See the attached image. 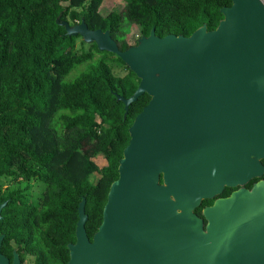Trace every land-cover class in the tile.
Returning a JSON list of instances; mask_svg holds the SVG:
<instances>
[{
  "label": "water",
  "instance_id": "water-1",
  "mask_svg": "<svg viewBox=\"0 0 264 264\" xmlns=\"http://www.w3.org/2000/svg\"><path fill=\"white\" fill-rule=\"evenodd\" d=\"M219 12L213 29L159 37L151 27L123 50L108 30L56 16L66 36L113 53L138 79L129 96L114 94L122 118L148 96L127 127L90 239L84 196L77 202L62 264H264V180L242 185L264 172V2L230 0ZM238 181L201 208L204 223L192 212ZM0 264H19L15 249L10 260L0 251Z\"/></svg>",
  "mask_w": 264,
  "mask_h": 264
},
{
  "label": "trees",
  "instance_id": "trees-1",
  "mask_svg": "<svg viewBox=\"0 0 264 264\" xmlns=\"http://www.w3.org/2000/svg\"><path fill=\"white\" fill-rule=\"evenodd\" d=\"M103 0H0V251L15 249L21 263L62 264L74 240L76 205L84 196V229H96L109 182L128 140L127 127L147 102L145 93L123 107L138 79L113 53L94 43L75 49L55 22L108 30L119 50L137 37L188 36L204 24L213 29L230 0H121L99 12ZM126 29V30H125ZM100 55H99V54ZM113 56L114 67L107 57ZM82 66L70 79L66 76ZM122 70L121 74L117 71ZM100 153L104 163L93 158ZM95 173V179L89 176ZM35 179V196L20 181Z\"/></svg>",
  "mask_w": 264,
  "mask_h": 264
},
{
  "label": "rangeland",
  "instance_id": "rangeland-1",
  "mask_svg": "<svg viewBox=\"0 0 264 264\" xmlns=\"http://www.w3.org/2000/svg\"><path fill=\"white\" fill-rule=\"evenodd\" d=\"M122 4H123V2L121 0H103L101 5H100V7H99V12L101 14H105L106 12H108L110 10H118L122 6ZM74 42H75V49L77 51H79L80 49H83V50L87 49L88 43L82 42L79 37H76ZM107 59L113 62L115 68L120 66L119 64H117V62L115 61L113 56H109V57H107ZM81 68H82V66L78 67L76 70L73 69L66 76L65 79L72 78V76L76 73V71L81 69ZM122 72H123L122 70H118L117 71L118 74H121ZM93 160L97 164V166H101L104 163L103 157H102V155L100 153H98L93 158ZM95 176H96L95 173L91 174L89 176V180L93 181L95 179ZM10 185L11 184H7V182L5 180H3V179L0 180V188L1 189L4 188L5 186H10ZM18 186H24L26 188V189H24V192H26L28 197H30V196H35L37 194V191H38V189L40 187V183L36 182L35 179H30L27 183H25L24 181H20L18 183ZM25 264H31L30 260H26Z\"/></svg>",
  "mask_w": 264,
  "mask_h": 264
},
{
  "label": "flooded vegetation",
  "instance_id": "flooded-vegetation-1",
  "mask_svg": "<svg viewBox=\"0 0 264 264\" xmlns=\"http://www.w3.org/2000/svg\"><path fill=\"white\" fill-rule=\"evenodd\" d=\"M258 161L259 163L263 166L264 165V155L262 157H259L258 158ZM259 179H262L264 180V172H260V174L258 176H252V177H249L242 185L244 187H247L249 188L251 186V184ZM159 181H161V178L159 176ZM240 187V182L238 181L237 183L235 184H227V183H223L221 185V189L219 192L215 193L212 197H208V198H201L199 200V202L194 206L192 207V212L200 217L202 219V222L204 223L205 222V219L203 218V215L201 213V208L203 206H206V205H209L214 198L216 197H223V196H226L230 191L234 190V189H237ZM8 259L10 260L11 259V256H7ZM19 264H23L20 262V259H19Z\"/></svg>",
  "mask_w": 264,
  "mask_h": 264
},
{
  "label": "bare ground",
  "instance_id": "bare-ground-1",
  "mask_svg": "<svg viewBox=\"0 0 264 264\" xmlns=\"http://www.w3.org/2000/svg\"><path fill=\"white\" fill-rule=\"evenodd\" d=\"M264 2V0H262Z\"/></svg>",
  "mask_w": 264,
  "mask_h": 264
}]
</instances>
